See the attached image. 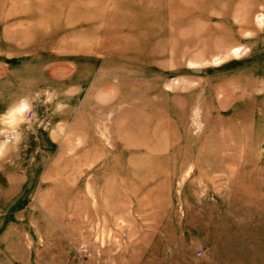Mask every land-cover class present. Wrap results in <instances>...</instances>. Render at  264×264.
<instances>
[{"label":"rangeland","instance_id":"374dc122","mask_svg":"<svg viewBox=\"0 0 264 264\" xmlns=\"http://www.w3.org/2000/svg\"><path fill=\"white\" fill-rule=\"evenodd\" d=\"M172 1L0 0V264H264V0Z\"/></svg>","mask_w":264,"mask_h":264},{"label":"bare ground","instance_id":"6f19581e","mask_svg":"<svg viewBox=\"0 0 264 264\" xmlns=\"http://www.w3.org/2000/svg\"><path fill=\"white\" fill-rule=\"evenodd\" d=\"M62 1H66V0H62ZM221 2H222L221 0H173L169 5H166V6L163 5V7L158 5V10L160 11V8L162 10H165L166 15H168V17L169 16L176 17L180 14V15H184V16L189 17V18H192L193 15H199L202 18H204L206 15H208L210 13V11H209L210 9L219 8ZM225 2H226L227 8L230 9L231 5H233V3H234V0H225ZM236 2H238V1H236ZM247 2H248V0H247ZM159 3H160V1H159ZM211 5H213V6H211ZM145 11H146V9H144V15H145ZM230 13H231V15L234 14V12L232 10H225L223 8L220 17H224V18L229 17L228 19H230V16H231ZM147 16H148V13H146V17ZM231 19H233V18L231 17ZM195 23L196 22L192 21L191 24H189L191 29H194V34L192 36H198L197 35L198 33H196V31H198V30L196 29V27L194 28V26H197L196 25L197 23L196 24ZM239 23L243 24L246 22L243 19H241ZM228 30L229 29H227L225 25H222V29L217 27V32L220 31L219 34L222 36L228 35L229 34ZM238 50H239V48H234L233 52L237 53Z\"/></svg>","mask_w":264,"mask_h":264},{"label":"clouds","instance_id":"9594fccd","mask_svg":"<svg viewBox=\"0 0 264 264\" xmlns=\"http://www.w3.org/2000/svg\"><path fill=\"white\" fill-rule=\"evenodd\" d=\"M21 103H22V106H24V107H26V106H27V105H26V104H25L23 101H22Z\"/></svg>","mask_w":264,"mask_h":264}]
</instances>
